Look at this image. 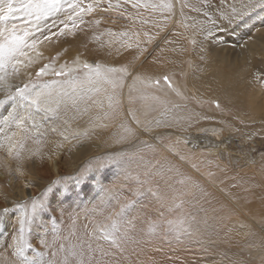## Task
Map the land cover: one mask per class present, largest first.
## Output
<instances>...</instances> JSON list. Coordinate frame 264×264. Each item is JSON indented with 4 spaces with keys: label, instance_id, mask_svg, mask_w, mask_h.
<instances>
[{
    "label": "rangeland",
    "instance_id": "374dc122",
    "mask_svg": "<svg viewBox=\"0 0 264 264\" xmlns=\"http://www.w3.org/2000/svg\"><path fill=\"white\" fill-rule=\"evenodd\" d=\"M84 2L98 7L84 15V23L77 21L76 27L71 26L66 12L40 21L42 31L36 32L37 58L32 57L33 62L18 76L9 77L11 84L30 83L39 87L52 81L57 83L51 89L54 102L44 106L55 111L46 116L43 111L32 110L35 128L31 127L32 120L20 125L19 119L9 117L5 122L8 113L3 112L4 105L0 106V128L4 125L0 134L3 173L0 194L4 192L17 201L8 206L0 199V214L8 212L10 227L0 235V264H18V257L13 255L12 246L16 243L13 237L19 236L20 221L31 214L33 198L40 200L49 185L53 186V193L44 198L45 206L37 210L30 225L25 224L23 233L24 242L31 246L26 255L35 258L36 253H43L44 264H79L66 250L78 243L102 251H96L98 257L89 264H264V108L261 107L264 48H259L261 43L256 40L264 34V0ZM163 4L170 7L163 8ZM238 5L242 10H238ZM61 21L69 27L64 28ZM13 24L18 29L24 27L19 15L8 22V27ZM45 36L49 39H44ZM223 58L226 63L222 70L231 75L226 88H233V92L246 89L248 99L259 102L258 108L253 106L257 113L250 108L249 100L248 106L234 100L237 107L227 108L216 99L202 100L200 93L194 96L187 86L188 94L178 90L169 92L170 87L163 80L168 76L171 83L184 79L186 83L189 73L197 76L211 66L208 60L218 63ZM165 59L170 65L169 71L147 81L144 76L151 64H165ZM84 63L127 70L117 74L121 87L116 90L120 103L115 112L108 107L106 97L112 94L109 85H98L99 92L89 91L93 85L85 78ZM45 65L51 66L47 74L37 76ZM61 66H65V72L69 68L75 70L68 75H55ZM240 68L243 74L238 78ZM74 79L75 90L70 83ZM157 80L159 84L155 83ZM151 91L155 93L149 95ZM61 92L68 95L58 97ZM141 92H146L151 100L144 118L134 113L135 109L141 110L138 102ZM76 104L80 105L78 110L74 107ZM177 105L190 107L192 113L199 110L206 118L191 128H183L182 135L174 133L177 128L172 126L173 115L167 123H153L162 112L167 111V117ZM131 106L133 113L125 117L121 112L132 110ZM13 111L16 117L28 114L20 105H15ZM212 114L225 115L220 117L229 122L216 120ZM207 120L213 124L206 123ZM210 125L220 126L222 131L226 126L229 129L224 135L206 134V139L215 140L213 146L206 139L199 140L192 135ZM175 137L185 139L186 144L174 145L172 138ZM12 138L15 144L8 153L9 147L4 146ZM47 139L53 141V151L44 156L41 169L37 170L34 160L43 153ZM27 143L33 145L30 147ZM80 143H84L79 160L82 163L69 170L70 151ZM200 146L204 154L200 150L195 152ZM243 148L249 149L243 151ZM171 152H178V157H173ZM219 155H234V159L215 162ZM55 161L59 172L52 168ZM40 181L41 187L37 184ZM21 188L25 193L17 196ZM59 202L61 205L57 208ZM130 202L133 206L126 208L122 216L117 215ZM36 220L45 225L40 235H37L41 230Z\"/></svg>",
    "mask_w": 264,
    "mask_h": 264
},
{
    "label": "snow or ice",
    "instance_id": "6c2138e0",
    "mask_svg": "<svg viewBox=\"0 0 264 264\" xmlns=\"http://www.w3.org/2000/svg\"><path fill=\"white\" fill-rule=\"evenodd\" d=\"M136 6V5H134ZM147 6V5H146ZM98 5L94 3H85L84 0H0V90L7 91L6 99H0V106L5 105L8 101H11L13 105L24 106L28 114L24 117H16L13 112H9L8 116L4 118L7 122L9 117L13 120L19 119V124L24 125L27 121L32 120L31 127H37L36 122L33 119L32 110L36 113L43 111L47 116L48 113H53L55 110L50 107H44L53 103L51 89L57 82L52 81L45 83L39 87L36 84L22 83V84H11L9 77L18 76L24 68H27L32 62L33 58L29 56L26 50H35L38 40L36 39V32L42 31L40 27V21L47 20L54 14L59 12H66L68 19L71 20V26L76 27L77 21L84 23V15L91 14L96 10ZM163 8H169L170 5L163 4ZM23 19L24 27L18 29L15 24L12 27H8V22L17 17ZM61 23H64L61 21ZM96 23H99L97 21ZM55 27V22L52 24ZM69 25L64 23V28H68ZM64 28L60 30L59 34H64ZM211 34V30H209ZM147 35V33H146ZM44 39H49L45 36ZM39 55V53H37ZM59 55V54H58ZM50 65H45L38 72L37 76L47 74ZM85 69V78L87 82L93 85L89 91L99 92L101 91L98 85L107 84L112 90V94L106 98L108 100V107L115 112L116 107L120 103L116 90L121 87V80L117 74L126 73L125 68H102L101 65H90L84 63L82 65ZM65 66H61L60 71H56L54 74L57 76L68 75L75 69L69 68L67 72L64 71ZM164 82L171 88V82L168 76L163 77ZM73 84L75 90V79L70 81ZM159 84L160 81H155ZM48 90V91H45ZM107 91V89H104ZM59 96L68 95L67 92H61L57 94ZM59 104V99L55 101ZM219 107V104H216ZM131 114V113H130ZM135 117L133 116V119ZM131 131L130 129H126ZM3 133V128H0V134ZM115 162V161H112ZM91 169H89L90 171ZM53 186L49 185L42 193V198L38 200L33 198L31 204V214H26L25 218L20 221L19 236L13 237L16 241L13 255L18 257V264H44L42 259L43 253H36L35 258H29L26 255V250L31 246L26 244L23 239L24 226L25 224H31L35 219L37 210L42 209L44 205V198L50 193H53ZM138 195L141 193H137ZM133 202L128 205L121 207L120 212L117 215L122 216L126 208H131ZM7 211V209H5ZM112 230L116 229V224L113 222L111 225ZM111 236V233L107 234ZM55 255V253H53Z\"/></svg>",
    "mask_w": 264,
    "mask_h": 264
},
{
    "label": "bare ground",
    "instance_id": "6f19581e",
    "mask_svg": "<svg viewBox=\"0 0 264 264\" xmlns=\"http://www.w3.org/2000/svg\"><path fill=\"white\" fill-rule=\"evenodd\" d=\"M238 10L240 11V10H242V6L241 5H238ZM45 21V20H44ZM88 36V35H87ZM92 37H93V35H91ZM83 40L85 41V39L83 38ZM256 40H258L259 41V43H261V47H259V48H264V34H261V38H260V36H259V38L258 39H256ZM84 44V43H83ZM86 45V44H85ZM259 45V44H258ZM249 48V47H248ZM37 50H38V48L36 47L35 48V50H27L28 51V54H29V56H31V57H33L34 59H36L37 57L35 56V53L37 52ZM253 51H254V49H253ZM259 51V50H258ZM257 51V52H258ZM162 52V51H161ZM215 52V51H214ZM45 54V53H44ZM46 54H48V53H46ZM163 54V53H162ZM255 54V53H254ZM254 54H253V56H254ZM260 54V53H259ZM37 55V54H36ZM167 55H169L168 54V51H167ZM37 56H39V55H37ZM216 56V55H215ZM244 56V55H243ZM163 58H165V54H164V57ZM162 58V59H163ZM167 58V57H166ZM164 60V59H163ZM151 61V60H150ZM208 62L211 64V66H209L208 68H206L203 72H201V73H199L197 76H193V75H191L190 73L188 74V81L185 83V79L184 80H182V81H178V80H172V83H171V85H172V87L169 89V92L172 90H174V91H176V90H178V91H182L183 92V94H188L187 93V91H186V89H185V86H187V88H188V90H189V92L191 93V94H193L194 96H196L195 95V93H200L201 94V97L203 98L202 100H204L205 98H208V99H216V100H218L219 102H222V103H224L225 104V106H227V108H230V107H233V108H236L237 106H236V104L234 103V100H237L236 101V103H238V104H240V105H246V106H248L249 105V101H250V108L255 112V113H257V110H254V108H253V106H256V108H258V101L256 102V101H253V99H248V94H247V92H245L246 91V89H242V90H240V91H238V90H235L234 89V92H233V88H231V87H229V88H226V85H227V83H228V80H229V77H231V75L229 74V73H227V72H225V71H223L222 70V68L224 67V64L226 63V59H222V60H220L217 64L214 62V61H211V60H208ZM234 62V61H233ZM233 62H230V64L231 63H233ZM222 63V64H221ZM129 64V63H128ZM220 64H221V66H220ZM130 65V64H129ZM149 66V65H148ZM169 64L167 63V61H166V59H165V64L163 63H153V65L151 64V66L148 68L150 71H148L146 74H145V78H148L147 79V81H151L152 79H154L153 77L154 76H157L159 73H162L163 71H169ZM220 66V67H219ZM31 67V66H30ZM127 67H128V65H127ZM217 67V69H214V68H216ZM219 67V68H218ZM240 67V66H239ZM239 67H238V69H239ZM172 68V67H171ZM242 68V67H241ZM241 68H240V71L239 72H241L242 70H241ZM131 69V68H130ZM173 69V68H172ZM218 70H221L222 72H220L219 71V73H218ZM131 71V70H130ZM243 72V71H242ZM239 73L238 74V78H240V77H242V74L243 73ZM202 76H205L204 78L202 77ZM25 79V78H24ZM173 79H174V77H173ZM181 80V79H180ZM182 83H184V85H182ZM175 85H177L178 87H176ZM240 85V84H239ZM244 86V85H243ZM180 88V89H179ZM238 88H240V86L238 87ZM1 92H0V99L1 98H3V97H6L7 96V91L6 90H0ZM153 93H155V92H153ZM153 93H152V91L149 93V95H153ZM159 94V93H158ZM168 94H171V93H168ZM177 94V93H176ZM71 95V94H70ZM137 95V94H136ZM138 95H140V94H138ZM137 95V96H138ZM200 96V95H199ZM255 96V95H254ZM253 96V97H254ZM69 97V96H68ZM72 97V96H71ZM155 97V96H154ZM138 98H139V107L141 108V110H137V109H135V115H137L138 117H140V118H144V116L145 115H147V113H146V109L149 107V105H150V99H149V97H148V95L146 94V92H141V95H140V97L138 96ZM153 98V97H152ZM247 98V99H246ZM249 100V101H248ZM258 100V99H257ZM188 104V103H187ZM192 104V103H191ZM79 104H76L74 107H75V109H79ZM174 106V105H173ZM183 106L184 105H182V106H180V105H177V107H173V109H171V112H170V114L167 116V117H165V115H166V113H167V111L164 113V112H162L160 115H158V117H156V119L153 121V123H156V124H160V123H162V122H166L167 123V121L169 120V118H170V116L171 115H173L172 116V119H173V121H174V124L172 123V126L173 125H175V127L177 128V129H174L173 131H174V133L175 134H179V135H182L184 132H182L183 131V128H186V127H190L191 128V125L193 126V124H195V123H199V122H201V121H203L205 118H206V116H205V114H203L202 112H197V111H199V110H195V113H192V109H190V107L189 108H183ZM14 107V105H13V103L11 102V101H9V102H7L4 106H3V112L4 113H9V112H11V109ZM132 107V106H131ZM261 107H263L264 108V100H262V98H261ZM123 108V107H122ZM249 108V109H250ZM151 109V108H150ZM82 111H83V109H82ZM75 112H76V110H75ZM78 113H79V111H78ZM121 113H124L123 115H125V117H128L129 116V114L130 113H133V107H132V110H127L126 112L124 111V109H123V112H121ZM207 113V112H206ZM132 116H134V115H131L130 117H132ZM214 119H216V120H220L221 122H229V120L228 119H226V118H223V117H220V116H225V115H220V114H212L211 115ZM147 117V116H146ZM145 117V118H146ZM212 117H210V118H212ZM208 118V117H207ZM212 118V119H213ZM124 119H126V118H124ZM211 119V120H212ZM210 120H207V122L206 123H208ZM231 121V120H230ZM170 122V121H169ZM168 122V123H169ZM203 123H205V122H203ZM209 123H211V122H209ZM211 124H213V122L211 123ZM168 125H170V124H168ZM209 125V124H208ZM151 126V125H150ZM153 126V125H152ZM154 127V126H153ZM170 127V126H169ZM200 127V126H199ZM220 127V126H219ZM219 127L217 126L216 127V125H215V127H212V125H210V127H205V128H202L201 127V129H199V130H197V132L195 133V134H193L192 133V135H196L198 138H199V140H200V138H202V139H206L205 137H208L206 134H208V135H212V134H214L215 132H218V133H221V134H226V133H228V131H229V129H228V127L226 126V130L225 131H222L221 129H219ZM2 128H3V130H4V125L2 126ZM155 128V127H154ZM163 128V127H162ZM165 128V127H164ZM163 128V129H164ZM196 128V127H195ZM187 129H189V128H187ZM187 129H186V131H187ZM164 130H167V129H164ZM182 130V131H181ZM193 130V129H192ZM196 130V129H195ZM162 132H163V130H162ZM166 132V131H165ZM168 132V131H167ZM166 132V133H167ZM170 132H172V131H170ZM193 132V131H192ZM226 132V133H225ZM164 133V132H163ZM187 133H189V132H187ZM186 134V133H185ZM240 134V133H239ZM101 135H102V133H101ZM168 135V134H167ZM174 135V134H173ZM172 135V136H173ZM189 135H190V133H189ZM188 135V136H189ZM50 135H48V137H49ZM170 136H171V134H170ZM191 136V135H190ZM227 136H230V135H227ZM14 139L15 138H12V139H10V141H8L7 143H5V146H4V148L5 147H9V150L7 151L8 153H10V151L12 150V148L14 147V144H15V141H14ZM171 139V138H170ZM173 139V143H174V145H176V144H178V143H181V145H183V144H186V141H185V139H183V138H181V137H175V138H172ZM8 140V139H7ZM100 140V139H99ZM169 140V139H168ZM168 140H166V141H168ZM207 141H209L208 142V144L209 145H211V146H213L214 144H215V140H213V139H206ZM105 141V140H104ZM144 141V140H143ZM202 141V140H201ZM203 141H205V140H203ZM145 142V141H144ZM143 142V143H144ZM188 142V141H187ZM9 143H11V144H9ZM52 143H53V141L52 140H49V139H47V141H46V143H45V149H44V147H43V149H42V154L41 155H38V156H36L35 157V163H34V165H35V167L37 168V170H39V168L41 169V163L43 162V160H45V158H44V156H46V155H49L48 154V152L49 151H51L52 150ZM96 143V142H95ZM105 143H106V141H105ZM108 143V142H107ZM146 143V142H145ZM144 143V144H145ZM194 143H197V144H199V142L198 141H194ZM243 144H244V142H242ZM27 144H29V143H27ZM83 144L84 143H80L79 145H77L76 146V148H75V150L74 151H70V157H69V159H72L71 161H70V163L68 164V167H69V170H71V168H74V167H79V165L82 163V162H80L81 160H80V158H82V146H83ZM90 144V143H89ZM102 144V143H101ZM141 144H142V142H141ZM30 145V147H31V145H33L32 143H30L29 144ZM170 145V144H169ZM180 145V144H179ZM178 145V146H179ZM180 145V146H181ZM246 146H248L247 144H245ZM142 146V145H141ZM140 146V147H141ZM168 146V145H167ZM179 146V147H180ZM96 147H98L97 145H96ZM158 147V146H157ZM156 147V148H157ZM162 147L163 146H161V149H162ZM194 147V146H193ZM3 148V147H2ZM104 148V147H103ZM139 148V147H138ZM138 148H136V149H138ZM169 148V147H168ZM174 148H176V146L174 147ZM173 148V149H174ZM184 148V147H183ZM6 149V148H5ZM28 149H31V148H28ZM57 149V148H56ZM170 149V148H169ZM177 149V148H176ZM189 149V148H188ZM187 149V150H188ZM249 148H243V151L244 150H248ZM55 150V149H54ZM98 150H100V149H98ZM142 150V149H141ZM159 150V149H158ZM179 150H182V148L181 149H179ZM186 150V149H185ZM190 150V149H189ZM196 150H200L201 152H202V154H204V150L202 149V146H200L199 148H195V152H196ZM34 151V150H33ZM33 151H30V152H28V153H33ZM53 151V150H52ZM63 151V150H62ZM66 151V150H65ZM93 151V150H92ZM156 151V150H155ZM154 151V152H155ZM183 151V150H182ZM181 151V152H182ZM27 152V151H26ZM57 152V151H56ZM136 152H139V151H136ZM153 152V153H154ZM159 151H157L156 152V154L158 153ZM165 152V151H164ZM163 152V153H164ZM80 153V154H79ZM90 153V152H89ZM171 153H173V157H178V152L177 153H174V152H171ZM184 153H185V151H184ZM186 153H187V151H186ZM224 153V152H223ZM52 154H54V152L52 153ZM59 154V153H58ZM130 154H131V152H130ZM144 154V153H143ZM155 154V155H156ZM166 154V153H165ZM179 154H180V152H179ZM222 154V153H221ZM230 154V153H229ZM26 155H27V153H26ZM96 155V154H95ZM148 155V154H147ZM154 155V154H153ZM169 155V154H168ZM171 155V154H170ZM186 155H188V154H186ZM185 155V156H186ZM225 155H227V153L225 154ZM224 155V157H221L220 155H219V159L218 160H214L215 162L216 161H219V162H224V163H226L225 161H229V160H232V159H234V155H229V156H225ZM160 156V155H159ZM184 156V157H185ZM194 156V155H193ZM145 157V156H144ZM148 157V156H147ZM170 157V156H169ZM181 157V156H180ZM183 157V158H184ZM48 158H49V156H48ZM48 158H47V160H48ZM134 158V157H133ZM150 158H151V156H150ZM172 158V157H171ZM189 158V157H188ZM196 158V160H198L197 159V156H195L194 157V159ZM207 158V157H206ZM34 159V158H33ZM117 159V158H116ZM135 159V158H134ZM160 159V158H159ZM182 159V158H181ZM187 159V158H186ZM189 159H191V158H189ZM189 159H187V160H189ZM193 159V160H194ZM80 160V161H79ZM84 160V159H83ZM124 160V159H123ZM143 160H145V158L143 159ZM156 160V159H155ZM172 160V159H171ZM170 160V161H171ZM176 160H178V159H175V161ZM157 161V160H156ZM159 161H161V160H159ZM174 161V160H173ZM175 161H174V163H175ZM213 161V164L215 163ZM53 162V161H52ZM129 162V161H128ZM162 162V161H161ZM168 162V161H167ZM211 162V161H210ZM169 163V162H168ZM177 163V162H176ZM179 163V162H178ZM190 163V162H189ZM55 164H56V161H55ZM208 164H209V162H208ZM28 165V164H27ZM52 165V164H51ZM141 165V164H140ZM146 165H147V163H146ZM160 165V164H159ZM164 165V164H163ZM174 165V164H173ZM180 165H184V164H180ZM144 166V165H143ZM131 167V166H130ZM138 167H139V165H138ZM159 167V166H158ZM167 167V166H166ZM175 167V166H174ZM177 167V166H176ZM175 167V168H176ZM180 167V166H179ZM183 167V166H182ZM52 168L54 169V171H56V172H59V171H57V164L56 165H52ZM129 168V167H128ZM140 169H141V167H139ZM163 168V167H162ZM181 168V167H180ZM192 168V167H191ZM144 169V168H143ZM68 170V171H69ZM182 170V169H181ZM180 170V172H184V171H181ZM29 171V170H28ZM127 171V170H126ZM155 171H156V169H155ZM30 172V171H29ZM35 172L37 173L38 171H36V169H35ZM164 172H166V170L164 171ZM171 172H173V171H171ZM180 172H179V174H180ZM32 172H30V174H31ZM167 173H170V172H167ZM33 174V173H32ZM171 174V173H170ZM96 175V174H95ZM165 175H166V173H165ZM169 175V174H168ZM173 175V174H172ZM0 176H3V173L1 172V169H0ZM98 176V175H97ZM170 176V175H169ZM168 176V177H169ZM179 176H181V175H179ZM173 177H175V175H173ZM82 178V177H81ZM40 179V178H39ZM123 179V178H122ZM113 180V179H112ZM158 180V179H157ZM163 180V179H162ZM169 180H170V178H169ZM177 180V179H176ZM43 181V180H42ZM121 181V180H120ZM171 181V180H170ZM122 182V181H121ZM158 182V181H157ZM162 182V181H161ZM66 183V182H65ZM65 183L62 185V187H64V186H66L65 185ZM128 183V182H127ZM158 183H160V182H158ZM163 183H164V180H163ZM38 184V186L39 187H41V186H43V183L40 181V183H37ZM77 184H79V183H77ZM162 185H164V184H162ZM169 185V184H168ZM80 186V185H79ZM115 186V185H114ZM113 186V187H114ZM170 186V185H169ZM65 188V187H64ZM63 188V189H64ZM165 188V187H164ZM168 187H166V189H167ZM67 189V188H66ZM102 190V189H101ZM1 192V191H0ZM124 192V191H123ZM168 192V191H167ZM170 192V191H169ZM25 193V189L24 188H21V190H19L18 191V195L17 196H19V195H22L23 196V194ZM160 193V192H159ZM125 195V194H124ZM165 195H167V194H165ZM169 196V195H168ZM18 198H20V197H18ZM62 198V197H61ZM149 198V197H148ZM0 199H2L3 201H4V203L3 204H6V205H8V206H11L13 203H15V202H17L16 200L14 201L13 199H11V198H9L8 197V195H6V193H4V192H2L1 194H0ZM153 202V201H152ZM61 202H59L57 205H56V207L57 208H60V204ZM150 203V202H149ZM52 209H53V207H52ZM39 211V210H38ZM37 211V212H38ZM117 212H118V210H117ZM3 214H0L1 216H0V235H1V233H5L6 231H8L7 229H9L10 227H9V223H8V216L6 215V213H8V212H2ZM155 213V212H154ZM170 213V212H169ZM146 215V214H145ZM39 217V216H38ZM145 217V216H144ZM77 218V217H76ZM36 223H38V225H40L39 226V228L38 229H40L41 230V228H42V230L43 229H45L44 227H45V225H44V223L41 221V220H36ZM131 224V223H130ZM139 225V224H138ZM2 226V227H1ZM5 227V228H4ZM120 227V226H119ZM81 229V228H80ZM106 229V228H105ZM42 230L41 231H37V235H40V233L42 232ZM153 230V229H152ZM122 231V230H121ZM46 232V231H45ZM43 234H44V232H43ZM97 234V233H96ZM128 237V236H127ZM126 237V238H127ZM66 238V237H65ZM121 239V238H120ZM41 240V239H40ZM68 240V239H67ZM111 241V240H110ZM127 241V240H126ZM132 241V240H131ZM142 241V240H141ZM140 242V241H139ZM77 243V242H76ZM111 244V243H110ZM180 244V243H179ZM114 245V244H113ZM136 245V244H135ZM172 246V245H171ZM176 246V245H175ZM68 247V246H67ZM88 247V246H87ZM87 247H84L83 245H81L80 243H78L77 245H75L74 247L73 246H69L68 247V249H66L67 250V252H70L71 254H73L74 256H75V258H77V259H75V263H79V264H89V263H91V259H96L97 257H98V255H97V253H96V251H100V252H102L101 250H95V249H91V248H87ZM39 250V249H38ZM113 251V250H112ZM35 253H36V251H35ZM69 253V254H70ZM70 254V255H71ZM107 254V253H106ZM105 254V255H106ZM110 253H108V255H109ZM123 254V253H122ZM103 255V254H102ZM100 256V255H99ZM104 257V256H103ZM116 256H114V258H115ZM74 264V263H73Z\"/></svg>",
    "mask_w": 264,
    "mask_h": 264
}]
</instances>
